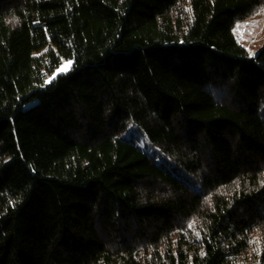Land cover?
I'll return each mask as SVG.
<instances>
[{
	"label": "trees",
	"instance_id": "trees-1",
	"mask_svg": "<svg viewBox=\"0 0 264 264\" xmlns=\"http://www.w3.org/2000/svg\"><path fill=\"white\" fill-rule=\"evenodd\" d=\"M263 9L0 0V264H264Z\"/></svg>",
	"mask_w": 264,
	"mask_h": 264
},
{
	"label": "rangeland",
	"instance_id": "rangeland-1",
	"mask_svg": "<svg viewBox=\"0 0 264 264\" xmlns=\"http://www.w3.org/2000/svg\"><path fill=\"white\" fill-rule=\"evenodd\" d=\"M236 39L243 44L250 54H254L264 44V9L254 15L236 23L233 28ZM72 66V60H65L50 75L54 78L60 73L67 72ZM125 136L134 139L144 150L152 155L156 161L165 162L158 148L152 145L146 138L144 132H135L132 125L124 133ZM168 164V162L166 163Z\"/></svg>",
	"mask_w": 264,
	"mask_h": 264
}]
</instances>
